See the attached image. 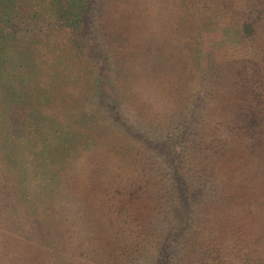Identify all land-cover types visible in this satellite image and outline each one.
<instances>
[{
  "label": "trees",
  "instance_id": "1",
  "mask_svg": "<svg viewBox=\"0 0 264 264\" xmlns=\"http://www.w3.org/2000/svg\"><path fill=\"white\" fill-rule=\"evenodd\" d=\"M21 246L264 264V0H0V264Z\"/></svg>",
  "mask_w": 264,
  "mask_h": 264
},
{
  "label": "rangeland",
  "instance_id": "2",
  "mask_svg": "<svg viewBox=\"0 0 264 264\" xmlns=\"http://www.w3.org/2000/svg\"><path fill=\"white\" fill-rule=\"evenodd\" d=\"M20 249H21V258H20V260H21L22 264H36V260L40 256L39 252L32 251L28 247L26 248L27 249L26 250L24 248V246H21Z\"/></svg>",
  "mask_w": 264,
  "mask_h": 264
}]
</instances>
